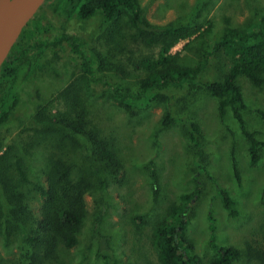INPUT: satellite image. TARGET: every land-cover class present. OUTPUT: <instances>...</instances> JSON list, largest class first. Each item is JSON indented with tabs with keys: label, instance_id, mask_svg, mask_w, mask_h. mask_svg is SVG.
Masks as SVG:
<instances>
[{
	"label": "rangeland",
	"instance_id": "1",
	"mask_svg": "<svg viewBox=\"0 0 264 264\" xmlns=\"http://www.w3.org/2000/svg\"><path fill=\"white\" fill-rule=\"evenodd\" d=\"M139 1L147 19L158 25L194 17L198 27L196 34L181 40L171 50L179 54V62L184 65L201 61L227 27L245 29L264 11V0ZM36 17H42L48 26L42 38L52 39L62 32L81 33L90 40L89 48L98 54V77L110 84L120 83L129 91L138 90L145 72L131 65V54L120 51L125 44L124 36L129 37L133 30L127 21L104 24L100 28L101 15L87 21L76 16H61L53 9V0H46ZM96 31L98 35L93 41L91 33ZM63 47L60 56L50 49L46 52L47 65L63 68V78L56 79L52 73H46L27 79L26 67L19 71L16 87L21 103L16 116L20 120L0 128V135L5 137L4 148L26 125L30 128L37 125L33 120V108L41 96L54 98L53 112L65 109V101L57 98V93L82 71L80 63L72 59L71 47L66 42ZM226 68L224 55L213 54L200 80L218 79ZM238 81L247 106L243 111L247 128L257 131L256 137L264 140V115L261 113V110L264 112V85L262 88L255 86L245 75ZM81 85L87 91L90 104L88 122L101 134L116 138L125 174L122 183L110 181L105 191L98 187L95 195L87 196L88 218L81 229L79 244L63 251L67 261L104 264L96 250L99 235L107 234L122 264H159L154 230L169 209L182 202L181 194L186 192L193 195L188 205L186 233L194 245V252L206 262L216 255L210 245L211 214L216 225V241L242 250L238 264L256 263L257 259L247 252L249 247L264 251V147H259L261 158L252 165L249 142L231 108L228 107L223 116L217 98L202 86L192 88L187 84L167 87L162 91L168 99L131 111L113 98L106 84L95 82L87 86L84 80ZM167 107L179 121L163 127L161 119ZM191 122L200 126L196 137L201 154L189 138ZM34 134L27 130L25 139H33ZM66 134L65 130L52 134L48 144L31 151L26 160L31 177L36 178L42 167H50V157L73 159L75 168L81 166L85 151L83 138L77 135L73 141ZM220 186L227 188L237 201V216H231L224 207L218 193ZM136 215H141L143 221ZM16 251V246L6 247L0 238L2 255L12 258Z\"/></svg>",
	"mask_w": 264,
	"mask_h": 264
},
{
	"label": "trees",
	"instance_id": "2",
	"mask_svg": "<svg viewBox=\"0 0 264 264\" xmlns=\"http://www.w3.org/2000/svg\"><path fill=\"white\" fill-rule=\"evenodd\" d=\"M53 9L58 15L76 16L81 21L101 15L100 28L104 24L127 21L133 30L129 37L124 36L125 44L120 51L131 54V65L136 70H144L145 75L137 91L126 90L120 83H107L98 77V54L89 48L90 40L85 36L62 32L52 39H44L41 36L48 31V26L43 18L36 14L28 23L0 70V88L4 86L0 96V128L20 120L16 116L21 103L16 80L23 66L27 79L46 73H52L56 79L65 76L63 68L47 65L48 49L60 56L66 42L71 47L72 59L80 63L82 74L57 93V98L65 101V109L53 112L54 98L41 96L33 108V120L37 125L31 128L26 125L6 148L5 137L0 135V238L6 247L16 246L17 249L12 258L0 252V264H81L68 262L63 251L80 242V232L89 214L87 196L95 195L98 187L105 191L110 181L122 183L124 180L125 166L116 138L101 134L88 122L90 104L87 91L81 85L84 80L87 86L95 82L106 84L111 88L113 98L131 111L168 99L162 91L167 87L202 86L217 98L220 114L224 116L226 109L231 108L249 142L252 165L259 162V147H264V140L256 137L257 131L247 128L243 115L247 106L238 81L245 75L255 86L262 88L264 85V11L245 29L227 27L201 61L184 65L179 62V54L171 50L181 40L196 34L198 27L194 17L158 25L147 19L139 0H53ZM97 35V31L91 33V40L95 41ZM216 53L224 55L226 70L218 75V79L200 80L210 56ZM261 113L264 115L263 110ZM177 121L179 119L172 111L165 108L161 126L167 127ZM45 123L49 125L42 126ZM27 130L35 132L33 139H25ZM61 130H65L66 136L73 141L75 136H82L85 151L81 166L75 168L73 159L50 157V167H42L36 178L31 177L26 162L31 151L48 144L52 134ZM199 132L198 123L191 122L189 138L201 154L196 137ZM24 149H28L27 153ZM218 193L229 214L237 216V201L230 191L220 186ZM181 198L182 202L172 206L154 230L159 264H238L242 250L216 241V225L211 214L210 245L216 255L206 262L194 252V245L186 233L188 205L193 195L185 192ZM136 217L143 221L141 215ZM247 253L257 259L254 264H264V251L249 247ZM96 255L104 264H122L107 234L99 235Z\"/></svg>",
	"mask_w": 264,
	"mask_h": 264
},
{
	"label": "water",
	"instance_id": "3",
	"mask_svg": "<svg viewBox=\"0 0 264 264\" xmlns=\"http://www.w3.org/2000/svg\"><path fill=\"white\" fill-rule=\"evenodd\" d=\"M8 1L10 5L6 24L0 32V70L12 53L28 23L46 2V0Z\"/></svg>",
	"mask_w": 264,
	"mask_h": 264
},
{
	"label": "bare ground",
	"instance_id": "4",
	"mask_svg": "<svg viewBox=\"0 0 264 264\" xmlns=\"http://www.w3.org/2000/svg\"><path fill=\"white\" fill-rule=\"evenodd\" d=\"M9 5L8 0H1L0 2V32L6 24Z\"/></svg>",
	"mask_w": 264,
	"mask_h": 264
}]
</instances>
